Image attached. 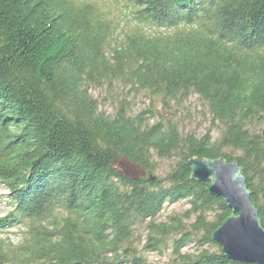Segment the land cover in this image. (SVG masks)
<instances>
[{
  "label": "trees",
  "instance_id": "16d2710c",
  "mask_svg": "<svg viewBox=\"0 0 264 264\" xmlns=\"http://www.w3.org/2000/svg\"><path fill=\"white\" fill-rule=\"evenodd\" d=\"M124 2L133 20L115 43L97 1L0 0V184L13 208L4 220L27 234L14 251L0 242V264H145L130 246L143 226L150 251L181 234L177 264H246L213 240L231 211L192 180V158L237 162L264 227V0ZM116 82L159 96L166 111L197 94L220 138L182 134L151 101L134 112L122 98L103 113L91 86ZM120 157L151 171L154 157L176 164L164 178L130 181L111 167ZM180 201L194 233L182 220L156 223ZM188 242L194 253H182Z\"/></svg>",
  "mask_w": 264,
  "mask_h": 264
},
{
  "label": "rangeland",
  "instance_id": "374dc122",
  "mask_svg": "<svg viewBox=\"0 0 264 264\" xmlns=\"http://www.w3.org/2000/svg\"><path fill=\"white\" fill-rule=\"evenodd\" d=\"M99 3L102 11L107 16L114 20L117 25L118 33H116L114 39L115 43H120L125 32L128 30L133 17L129 14L128 8L125 6L124 0H93ZM147 31L151 35H158L167 33L163 29H157L153 27H147ZM90 93L99 102L100 110L107 114L112 115L118 105L119 99L127 98L132 102V108L134 112H139L151 103L154 104V108H158V112L165 117L173 118L174 121L180 125V131L182 134L194 133L198 136H202L207 131L212 129L213 140H218L221 135L222 125L216 123L213 124L212 115L210 114L208 105L197 95L192 94L188 100L183 103H179L177 100H169L171 103V111H166L161 108V98L159 96L148 97L145 92H131L129 88L120 83H115L113 87L107 85L96 86L92 85ZM264 125L260 128V132L263 134ZM154 163L156 169L153 173L160 178H164L175 166V160L159 159L154 157ZM8 191L4 186L0 184V242H5L6 246L10 245V250H15L26 240V233H24V225L10 221L11 218L4 220L13 208L8 204ZM264 201V200H263ZM190 204L187 201H180L176 203H166L162 212L158 216L157 224H171L175 220H182L186 229L189 232L194 233L190 227L196 221V216L187 218ZM150 229L147 227H139L135 231V239L130 243V246L136 250L137 256L143 258L145 264H177L178 257L174 255V248L172 246L173 241L180 238L181 234H172L166 239L168 245L163 249L157 251H150L146 249V243H148V236ZM200 235V234H199ZM211 250H216L214 247H208ZM196 251V245L193 242H188L182 249V253H194ZM15 258V257H14ZM121 258L120 263L127 264ZM7 264H19L15 262ZM108 264H115L108 261Z\"/></svg>",
  "mask_w": 264,
  "mask_h": 264
},
{
  "label": "water",
  "instance_id": "95a60500",
  "mask_svg": "<svg viewBox=\"0 0 264 264\" xmlns=\"http://www.w3.org/2000/svg\"><path fill=\"white\" fill-rule=\"evenodd\" d=\"M189 165L192 180L209 183L210 194L222 197L231 211L212 234L224 256L241 263L264 264V227L239 164L225 158H192ZM111 167L130 181L151 182L158 178L153 171L127 157L115 159Z\"/></svg>",
  "mask_w": 264,
  "mask_h": 264
}]
</instances>
